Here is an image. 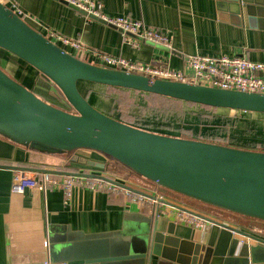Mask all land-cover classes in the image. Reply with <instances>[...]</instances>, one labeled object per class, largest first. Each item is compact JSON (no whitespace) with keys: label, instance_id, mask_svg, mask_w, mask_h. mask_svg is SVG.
Wrapping results in <instances>:
<instances>
[{"label":"water","instance_id":"obj_1","mask_svg":"<svg viewBox=\"0 0 264 264\" xmlns=\"http://www.w3.org/2000/svg\"><path fill=\"white\" fill-rule=\"evenodd\" d=\"M233 1L235 5L237 1L245 3L247 12L253 14L255 0ZM257 4L264 15V2ZM0 49L46 77L74 110L66 111L44 101L0 65V138L33 153L68 159L83 169L112 175L114 161L137 175L134 182L140 185V177L152 184H141L144 188H162L264 223V152L133 127L98 110L82 93L81 85L155 94L223 111L262 115L264 93L151 78L92 58L83 59L81 54L48 38L1 0ZM87 152L98 153L106 161L90 160L84 156ZM119 185L135 194L148 195ZM163 203L213 226L205 233V241L196 243L177 237L175 223L156 215L140 257H157L176 264H264L263 232L234 227L170 201Z\"/></svg>","mask_w":264,"mask_h":264},{"label":"crops","instance_id":"obj_2","mask_svg":"<svg viewBox=\"0 0 264 264\" xmlns=\"http://www.w3.org/2000/svg\"><path fill=\"white\" fill-rule=\"evenodd\" d=\"M1 1L20 10L39 31L47 29L79 42L85 50L83 59L100 53L187 74V59L195 55L245 57L264 63V15L257 4L264 0L253 1L252 15L245 3L237 1L235 5L233 0H93L109 17L141 21L166 35L168 46L125 34L62 0ZM84 156L106 161L95 152ZM83 168L68 159L33 153L0 138V264H176L140 257L146 235L153 228L154 206L138 207L123 195L79 186L65 205L62 191L28 185L20 188L17 180L19 170L105 173ZM163 212V220L175 223L177 237L205 241L206 234L180 224L175 212Z\"/></svg>","mask_w":264,"mask_h":264},{"label":"built area","instance_id":"obj_3","mask_svg":"<svg viewBox=\"0 0 264 264\" xmlns=\"http://www.w3.org/2000/svg\"><path fill=\"white\" fill-rule=\"evenodd\" d=\"M62 1L85 12L88 16L120 29L125 34L134 35L142 40L160 42L168 46L169 39L166 35L148 28L141 21H134L127 17H109L102 12L101 6L93 0ZM16 12L21 16L23 15L20 10ZM44 33L54 42L76 51L78 54L85 51L79 42L69 40L54 31L46 29ZM92 59L102 64L141 73L151 78L190 82L226 90L264 93V63L254 62L245 57H229L226 55L218 57L190 56L186 62V68L190 71L189 74L169 68L132 63L122 58H114L100 53L93 54ZM237 114L246 113L239 112ZM18 172L17 180L20 181V188L28 185L38 187L44 191L60 190L64 193L65 205L70 203L73 189L79 186L92 191H102L109 195H123L129 203L138 207L154 206L157 208V218H161L165 214L163 209L173 211L180 224L201 231L204 234L213 226V224L197 216L164 204L163 201H169L170 196L159 189L146 188L151 191L146 196L135 194L119 185H126L123 180L114 179L105 175V173L94 178L87 176L90 174L89 172H78L82 174L80 176H65L40 170H19ZM224 222L229 224V222Z\"/></svg>","mask_w":264,"mask_h":264},{"label":"rangeland","instance_id":"obj_4","mask_svg":"<svg viewBox=\"0 0 264 264\" xmlns=\"http://www.w3.org/2000/svg\"><path fill=\"white\" fill-rule=\"evenodd\" d=\"M0 65L9 75L16 78L18 81H21V83H23L24 85L28 86L36 95H38L44 101L52 105H55L63 110L70 112L72 111V109H70V107L68 106L65 98L62 97L61 93L54 87V85L50 81L42 77L35 70L23 64L18 59L14 58L13 56L5 52L0 51ZM81 91L85 95V97L98 110L106 113L111 117H115L116 119H118L119 121L125 124L127 123L135 124V122L139 120L145 124L150 125V127H152V129L158 133L168 132L170 134H177V136L181 135L177 131L176 126H171L170 129L165 127V126H169L168 124L154 120L153 116L155 115L157 116L158 114L155 113L154 111L147 109L145 103L143 102V98H139L127 94L122 95L121 93L119 94L118 92L108 91L106 89L102 90L98 87H94L93 85L87 83H83L81 85ZM101 93H104L105 96L110 98L108 100L107 99L105 100L104 98L101 97ZM162 107L168 108V106H162ZM182 109L186 111L187 118H185V120L178 125H181L185 129L193 128L195 131L199 132L201 130L204 131L205 128L209 129V127L213 126L212 124L208 125L207 123H203L202 128L196 127L197 124L196 119L193 116L189 115L192 114L191 113L192 109L189 108H182ZM236 115L238 116L231 117L234 119L232 123L233 125L228 127L229 137L234 141V143H236L234 145L242 146L248 142H254V143L262 144L261 147L264 148V115L254 114V113H247L245 115H241V114H236ZM109 163H111V161ZM111 165L116 168V170L115 168L111 170V172L114 175L110 173H105V175L111 176L114 179L123 180L126 183L127 187L135 191L145 194L151 193V191L146 189V187L144 188L143 185L150 187L152 184H147L138 177L141 184H143V185L140 184L141 185L140 186L138 183L133 181V178L137 177L136 175H134V173L130 172L122 165L114 161H112ZM126 174L128 175V177H122L123 175ZM175 198L180 200L181 202L173 198H169V201L179 206H182L183 208L188 209L190 211H195V212L199 211L209 217L218 219L222 222H224L225 220L230 221L229 219H231L225 214L204 211V209L196 203L186 202L185 200L177 197ZM182 202L185 204H183ZM255 228L257 229V227ZM257 231L260 230L257 229Z\"/></svg>","mask_w":264,"mask_h":264},{"label":"trees","instance_id":"obj_5","mask_svg":"<svg viewBox=\"0 0 264 264\" xmlns=\"http://www.w3.org/2000/svg\"><path fill=\"white\" fill-rule=\"evenodd\" d=\"M0 51L5 52L1 49H0ZM23 64H25V63H23ZM25 65H27V64H25ZM42 77H44V76H42ZM44 78L47 79L46 77H44ZM19 82H21V81H19ZM54 87L60 92V90L56 86H54ZM94 87H98L102 90L106 89L108 91H115V92H118L119 94L121 93L122 95L127 94V95L136 96L139 98H143V102L145 103V106L147 107V109L154 111L155 113L158 114L157 116L156 115L153 116L154 120L168 124L169 126H165V127L170 128V129H171V126H176L177 131L181 134L180 136H182L183 138L195 139V140H200V141H204V142L220 144V145H224V146H231V147L241 148V149H246V150L264 152V148L261 147L262 144L254 143V142H248L242 146H237V145H234L236 143H234V141L229 137L228 127L233 125L232 123L234 121V119L231 117L238 116L236 114L239 113V111L234 112L233 115H223L222 113H220V111L218 109H215V108H210V107L201 106V105H197V104L185 103V102L177 101V100H174L171 98L155 95V94H144V93H139V92H134V91H129V90L106 88V87H102V86H94ZM61 95H62V93H61ZM62 97L64 98L63 95H62ZM101 97L104 98L105 100L106 99L108 100L110 98V97L105 96L104 93H101ZM113 101H115V100H113ZM68 106L70 107L69 104H68ZM153 106L156 108H154ZM162 106H168V108L162 107ZM182 108L192 109L191 110L192 114H189V115L193 116L196 119V121H197L196 127L202 128L203 123H207L208 125L212 124L213 126L209 127V129L205 128L204 131L201 130V131L197 132L193 128L185 129L181 125H178V124H181L185 120V118H187L186 111H184ZM70 109H72V108L70 107ZM152 109H154V110H152ZM73 111L74 110L72 109L71 112H73ZM241 115H245V114H241ZM113 118H115V117H113ZM127 124H129L133 127H136V128L143 129V130L156 132L155 130L152 129V127H150V125L145 124L139 120L136 121L135 124H132V123H127ZM160 133L177 136V134H170L168 132H160ZM185 134H188V135H185ZM140 179H142V178H140ZM142 180L144 182H146L147 184H151L147 180H144V179H142ZM159 190L164 192V193H168L171 196H175V197L183 199V200H188L182 196L170 193L167 190H164L162 188H159ZM189 201H192V200H189ZM193 203H196V204L202 206L204 211H210V212H214V213L225 214L226 216H228L229 218L232 219V220L229 219L231 222H233L235 224H240V225L243 224L242 226H244L248 229H254L253 227H256L260 223H263V222H260L258 220L245 218V217H242V216H239L236 214H232V213H229V212H226L223 210H219V209L204 205V204L199 203V202L193 201ZM156 213H157V209H154L153 214H152V220L155 219ZM257 229L264 232V229H262V230L259 228H257Z\"/></svg>","mask_w":264,"mask_h":264},{"label":"flooded vegetation","instance_id":"obj_6","mask_svg":"<svg viewBox=\"0 0 264 264\" xmlns=\"http://www.w3.org/2000/svg\"><path fill=\"white\" fill-rule=\"evenodd\" d=\"M186 202H193V201H189V199L188 200H185ZM202 207V206H201ZM203 208V207H202ZM257 228H259V229H264V224L263 223H260L259 225H257L256 226ZM255 230H257L255 227H253Z\"/></svg>","mask_w":264,"mask_h":264}]
</instances>
